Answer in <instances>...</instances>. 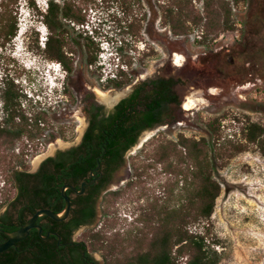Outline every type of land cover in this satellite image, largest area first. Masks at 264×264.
I'll list each match as a JSON object with an SVG mask.
<instances>
[{
	"label": "rangeland",
	"instance_id": "374dc122",
	"mask_svg": "<svg viewBox=\"0 0 264 264\" xmlns=\"http://www.w3.org/2000/svg\"><path fill=\"white\" fill-rule=\"evenodd\" d=\"M130 1L128 14L116 2L83 4L85 22L74 25L72 54L68 53L72 71L64 73L60 91L52 88L46 102L36 104L21 97L28 117L38 111L44 117L34 137L0 139V211L14 191L9 180L13 170L34 171L42 157L77 141L83 119L75 102L83 88L90 87L110 106L99 92L118 99L126 88L113 89L108 79L125 76L131 82L153 74L171 75L180 79L175 119L140 135L125 155L119 183L102 198L98 220L78 231L79 236L101 264L128 259L145 248L158 227L155 206L183 200L185 183L193 181V160L183 145L202 139L204 149L216 159L213 178L220 185L207 227L209 238L219 241L214 246L218 264H264V139L259 145L243 135L247 122L264 125V0H208L211 17L221 23L230 11L232 26L209 28L205 44L198 43L201 22L183 35L170 32L163 24L165 0ZM34 2L44 11L47 0ZM205 2L191 0L202 22ZM9 10L17 31L8 41L0 38V78L6 74L24 93L29 82L37 88L48 83L55 71L47 63L59 62L42 52L49 30L26 0H0V25ZM40 36L45 39L42 44ZM87 41L96 52L92 65L83 61ZM190 99L195 102L187 108ZM185 259L178 262L184 264Z\"/></svg>",
	"mask_w": 264,
	"mask_h": 264
},
{
	"label": "trees",
	"instance_id": "16d2710c",
	"mask_svg": "<svg viewBox=\"0 0 264 264\" xmlns=\"http://www.w3.org/2000/svg\"><path fill=\"white\" fill-rule=\"evenodd\" d=\"M87 1L96 2V0H47L46 8L41 11L34 0H26L27 6L38 13L49 30L42 52L46 58L58 61L66 74L72 71L71 62H68V53L71 52L74 43L72 39L74 25L85 22L82 10L83 4ZM99 1L119 3L123 13L126 14L133 8L130 0ZM207 1L204 4L205 19L202 22V17L194 12L191 0H165L162 6L163 24L173 35H183L192 25L201 22L203 33L198 43L205 44L209 28L213 26L220 28L223 25V29H228L232 26L228 20L230 11L226 13L225 21L221 20L220 23V19H214L209 14ZM4 17V22L0 25V38L8 41L16 34L17 26L11 10ZM89 42H86L88 51L83 59L86 65H92L97 61L96 52ZM35 46L38 48V44ZM4 80L5 86L1 96L4 101L5 117L2 124L0 123V139L13 140L22 135L34 137L40 132L38 124L44 117L43 112L38 111L33 118L28 117L27 111L20 106L21 97H24V100L27 98L23 90L17 88L9 77L5 76ZM128 81L125 76L121 79L110 78L107 86L120 88ZM179 83L180 79L177 77L160 74L140 81L132 96L116 105L117 113L90 125L77 146L66 151H58L55 157H49L42 162L35 173H27L25 169L13 170L9 174V180L14 191L10 197L5 198L8 212H14L17 206H21L20 215L24 223L27 216L30 217L40 208L61 211L64 207V200L60 194L61 186L71 179L76 180L78 176L81 179L80 176L95 165L97 156H100V163L120 160L126 150L137 144L142 130L152 129L156 125H163L175 119V109L181 103L176 91ZM15 119L18 121L15 122ZM243 135L248 142H258L261 145L264 139V125L254 121L247 122L243 127ZM201 140L183 145L188 149V154L193 160V181L185 183L183 200L180 198L172 206H155L158 227L145 248L138 250L128 259L105 264H180L178 259L183 256L186 257L184 264L219 263L220 256L214 249L219 241L209 238L207 227L215 199L220 192V185L213 178L216 159L204 149ZM68 193L70 191H67ZM70 204L68 216L78 213L83 217L91 215L90 209L85 208L81 211L84 208L75 205V201L71 200ZM41 219L47 220L46 227L50 223L56 227L71 221L68 219L56 221L46 215L38 217V220ZM199 222L207 224H202L196 230L189 229L190 225ZM45 231L47 230L43 232ZM29 233L36 235L37 230H29ZM36 239L39 243L42 241L41 238ZM30 241L35 243L34 239ZM42 250L43 248L38 245L36 253H32V257L26 258V261L22 259L20 264H33L32 260L35 264H40V260L44 259ZM54 264L59 263L55 261Z\"/></svg>",
	"mask_w": 264,
	"mask_h": 264
},
{
	"label": "flooded vegetation",
	"instance_id": "af4514ba",
	"mask_svg": "<svg viewBox=\"0 0 264 264\" xmlns=\"http://www.w3.org/2000/svg\"><path fill=\"white\" fill-rule=\"evenodd\" d=\"M45 41V39L40 36V44ZM44 47V45L42 44ZM72 54V52H71ZM177 65H180L178 63ZM158 74H153L143 79H135L134 81L124 83L122 86L126 88V92L121 95L118 99L117 97H112L110 95V100L106 101L101 98L104 102L111 103L110 106H105L102 102H100L94 92L91 90L90 87L84 89L79 95L76 97V105H79L80 112L79 114L82 116L83 119V131L76 142L72 143L71 145L65 148H58L52 154L46 155L42 157L34 171H27V173H35L39 170L42 162L47 160L49 157H55L58 151H66L75 146H77L84 135L85 130L92 124L101 121L104 117H107L110 114H116L117 110L115 107L116 105L123 99L132 96L134 93L137 84L140 81L147 79V78H154ZM4 76L0 78V123L4 119V101L2 99V90L5 86ZM166 76V75H165ZM142 78V77H141ZM177 87V86H176ZM116 89V87H112ZM177 91V90H176ZM160 126L156 125L155 127ZM154 127V128H155ZM153 129V128H152ZM147 130L151 129H144L140 132V135ZM139 135V137H140ZM138 137V140H139ZM136 145V144H135ZM134 145V146H135ZM132 146V147H134ZM131 147V148H132ZM130 148V149H131ZM126 150L124 154L121 155L120 160H114L110 162H99V157H96V163L94 166L90 167L87 172L81 175V179L79 176L76 180L71 179L69 182H65L63 185H71L75 187L77 190L81 188L82 181H90L95 178L89 185L84 187L82 193H76L70 188H66L65 192L70 191L68 193V197L71 200L75 201V205L78 207H82L81 211L85 210V208L90 209L91 215L89 217H83L81 214L76 215H69L67 216L68 222H64L59 224L58 226L54 227L51 223L46 227L47 220L41 219L36 220L35 224L41 227V232L37 227L31 228L37 230V234L29 233L26 238L20 240L15 243V245L9 247L5 251L0 252V264H20L21 261H26V258L32 257V253H36V248L40 245L43 250V260H40V264H54L57 261L59 264H101V261L94 257L92 252L89 250L87 243L79 236L80 230L91 226L97 220L100 214V204L104 194L109 190V188L113 185V183L118 182L117 174L120 172L122 166L125 165V155L130 150ZM16 171H21L22 169H15ZM14 170V171H15ZM119 183V182H118ZM61 186V189L63 187ZM61 194V193H60ZM62 196V195H61ZM64 200V199H63ZM74 206V204L72 205ZM71 207V204H70ZM8 206H5L0 211V242H3L7 239V235L5 232H10L14 230V228H18L21 226L22 217H21V206H17L14 212H8ZM29 217L27 216V219ZM22 223V224H21ZM13 228V229H12ZM47 228V229H46ZM44 230H47L43 232ZM54 232V233H52ZM54 238H52V237ZM36 238H41L42 241L39 243L37 242ZM30 239H34L35 243L31 242ZM46 254V255H45ZM23 259V260H22ZM33 264L35 262L31 261Z\"/></svg>",
	"mask_w": 264,
	"mask_h": 264
},
{
	"label": "water",
	"instance_id": "95a60500",
	"mask_svg": "<svg viewBox=\"0 0 264 264\" xmlns=\"http://www.w3.org/2000/svg\"><path fill=\"white\" fill-rule=\"evenodd\" d=\"M95 178L90 181H82L81 188L77 190L75 187L71 185H63L61 189V195L64 199V207L61 211L55 212L49 208H40L37 209L21 226L11 232H5L7 235V239L3 242H0V252L5 251L9 247L15 245L16 242L23 240L29 234V230L31 228L37 227L39 232H41V227L36 225L35 222L39 216L46 215L53 220L60 221L65 220L69 214L70 210V199L65 192L66 188L72 189L76 193H82L84 187L89 185ZM54 233V232H52Z\"/></svg>",
	"mask_w": 264,
	"mask_h": 264
},
{
	"label": "clouds",
	"instance_id": "9594fccd",
	"mask_svg": "<svg viewBox=\"0 0 264 264\" xmlns=\"http://www.w3.org/2000/svg\"><path fill=\"white\" fill-rule=\"evenodd\" d=\"M15 38V37H14ZM0 53H2V51H0ZM51 62L47 63V68H51L52 71L54 72V77L53 78H49L48 79V83H46L45 85L43 83H41L42 85L41 88H44V90H41V88H37V87H33L30 86L29 84L32 85L33 82H29V84L27 85V90L24 89V94H26L27 98L26 100H32L34 104H36L38 101L40 102H46V94H48L50 91H52V88L57 87V89L60 88V86H58V83H61L63 81L64 78V71L62 70V67L59 65V63L54 62L53 64H51ZM47 71H49V69H47ZM44 78V76H43ZM46 79L48 77H45ZM53 79H58L57 80V84L55 83V81H53ZM48 86V88H46L45 86ZM60 91V89H59ZM44 100V101H43Z\"/></svg>",
	"mask_w": 264,
	"mask_h": 264
},
{
	"label": "bare ground",
	"instance_id": "6f19581e",
	"mask_svg": "<svg viewBox=\"0 0 264 264\" xmlns=\"http://www.w3.org/2000/svg\"><path fill=\"white\" fill-rule=\"evenodd\" d=\"M177 58L176 59H179V56H176ZM99 96L100 98H102L103 100H106V101H109L110 100V95L108 93H102V92H99ZM191 102L188 103L186 102L185 103V106L188 108L189 106H191V104H194V100L193 99H190Z\"/></svg>",
	"mask_w": 264,
	"mask_h": 264
},
{
	"label": "built area",
	"instance_id": "2783aa9c",
	"mask_svg": "<svg viewBox=\"0 0 264 264\" xmlns=\"http://www.w3.org/2000/svg\"><path fill=\"white\" fill-rule=\"evenodd\" d=\"M107 76H108V77H111V76H115V74H113V73L110 74V73H109V74H107Z\"/></svg>",
	"mask_w": 264,
	"mask_h": 264
}]
</instances>
